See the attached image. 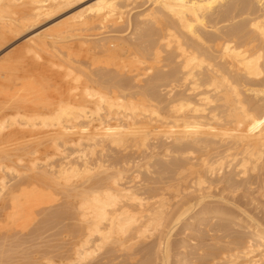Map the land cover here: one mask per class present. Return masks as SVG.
I'll use <instances>...</instances> for the list:
<instances>
[{
  "label": "bare ground",
  "instance_id": "bare-ground-1",
  "mask_svg": "<svg viewBox=\"0 0 264 264\" xmlns=\"http://www.w3.org/2000/svg\"><path fill=\"white\" fill-rule=\"evenodd\" d=\"M81 1L0 0V49ZM139 1L0 58V264H264V0H146L131 45Z\"/></svg>",
  "mask_w": 264,
  "mask_h": 264
},
{
  "label": "rangeland",
  "instance_id": "rangeland-1",
  "mask_svg": "<svg viewBox=\"0 0 264 264\" xmlns=\"http://www.w3.org/2000/svg\"><path fill=\"white\" fill-rule=\"evenodd\" d=\"M96 1H98V0H82L79 4L77 3L76 5H74V7L71 6V7H69L68 9L64 10L65 12L62 11V12L60 13L61 15L58 14V15H56V16L50 18V19H47V20H45V21H42V22L40 23V25L37 26L35 29H33V30L29 31V32H26V33H24V34H21V35H20L21 37H20L19 35H18V36H14V37H17V38H14V37H13L14 40L8 42V43H10L9 45L7 44L8 46L5 45L6 47L4 46L3 48L0 49V50H1V51H0V58L3 57V56L8 57V56L6 55L7 52H9V53H13L14 50L16 51V50H18L20 47H22V45L24 44L23 42H25L26 37H28L29 35L33 34V32L35 33V31H36V32H38V31H42V29L45 30V29H47L48 27H50V25L52 26L55 22L60 21V19L62 20V19H64V18L68 17L69 14H71V15H72V14H75V12H78V10H82V8H83V9H84V8L86 9V7H90V6H92ZM144 2H145V4H146L147 6L144 5ZM234 2H235V0L232 1V2L230 1V3H234ZM80 4H81V5H80ZM148 4H149V3H147L146 0H144V1H143V0L139 1V3L136 4V7H134V8L132 9V11L129 13V17H127L128 19L126 18V22H125L123 25H121L120 28H119V27L114 28L115 30H112L113 28H111V29L109 28V30H112L113 32H116V33H114V35L111 34L112 32H110L109 35H113V36H115V37L118 38V39L122 37L121 40H124V41H128V40H129V42L132 43L131 45H133V44H135V43H136V44H138V43H139V44H142V42L144 43L145 41H148V38H147V39H144V41H143V40H139V42L133 40V42H135V43H133L132 40H130V39H132V37L130 36V33H131V32L133 33L134 28L137 26V25H135V24H136V23H137V24H140V20L138 21V16H139V14H140V13L142 14V13H143L142 11H144V13H145L146 10H149V9L151 8V7H150V4H149V5H148ZM78 5H79V6H78ZM139 5H140V7H141V6H144V7H141V8H140ZM70 8H71V9H70ZM138 8H140V9H138ZM135 10H136V11H135ZM139 10H140V11H139ZM63 12H64V14H63ZM130 14H131V15H130ZM136 14H137V15H136ZM63 15H64V17L62 18ZM65 15H66V16H65ZM134 15H135V17H133ZM58 16H59V17H58ZM60 16H61V17H60ZM69 16H70V15H69ZM131 16H132V17H131ZM136 16H137V17H136ZM56 17H58L59 19L56 18ZM53 18H54V19L56 18V19H55L56 21H55ZM129 18H130V19H129ZM135 18H136L137 20H136ZM132 19H133V20H132ZM127 20H128V21H127ZM136 21H137V22H136ZM130 22H132L131 24L135 26L134 28H132V25L130 24ZM135 22H136V23H135ZM138 22H139V23H138ZM126 23H127V24H126ZM128 23H129V25H131V26H129ZM134 23H135V24H134ZM124 25H125V28H124ZM126 25H128V29H127V26H126ZM122 27H123V28H122ZM44 28H45V29H44ZM117 29H119V30H117ZM120 29H123V30L126 31V32L124 33V31H123V30L121 31ZM116 30H117V31H116ZM131 30H132V31H131ZM32 31H33V32H32ZM118 31H119L120 33H122V34H120ZM117 32H118L119 34H118ZM88 33H89V32H88ZM91 33H92V32H91ZM91 33H90V34H91ZM123 33H124V34H123ZM132 33H131V35H132ZM127 35L130 36L131 38L129 37L130 39H128V36H127ZM24 36H25V37H24ZM120 36H121V37H120ZM125 36H126V37H125ZM139 36H140V33H139V34L137 33V34H136V37H139ZM18 37H19V38H18ZM113 38H114V37H113ZM123 38H127V39H123ZM91 39H93V38H91ZM23 40H24V41H23ZM137 40H138V39H137ZM141 41H142V42H141ZM140 42H141V43H140ZM71 44H72V46H73V45L76 46V47L74 46V48H75L76 50L74 49L73 51H74L75 54H77V56L75 55V57H77V58L80 59L79 62L76 61L77 59H76V60H73L74 63H75V64L73 63V65L77 68V70H78V71H79V70H82V72H83V71H85L86 69H90V70H89L90 73H92L94 76L101 75V74H100L101 72L99 71V70H101V67H99V69H98V67H96L95 70H93V69L90 68V64H91L90 61L92 62V56H91V55H88L84 50L81 51V53H83V54H82L83 56L81 55V53H78V52H80V51L77 50V49H79V48L77 47V44H78L77 41H75V42H73V43H71ZM136 44H135V45H136ZM14 47H15V48H14ZM11 51H13V52H11ZM77 51H78V52H77ZM9 53H8V55H9ZM4 54H5V55H4ZM10 55H11V54H10ZM6 57H4L3 59H5ZM80 57L84 60V62H85L87 65L84 64V62L82 61V59H81ZM84 57H85V58H84ZM86 57H87L88 60L86 59ZM89 57H90V58H89ZM45 58H46V57H45ZM73 58H74V57H73ZM1 59H2V58H1ZM3 59H2V60H3ZM89 59H90V60H89ZM27 60L29 61V59H27ZM27 60H26V62H25L26 64L24 63V65H23V66H24V69H23V67H21L22 70H21L20 68L18 69V72H19V73L23 74V72H22L23 70H24V72H25L26 70H28V69H32L33 67H35L34 64H30V63H32L31 60L29 61L30 63H29ZM75 61H76V62H75ZM80 61H81V62H80ZM1 62H2V61H1ZM1 62H0V63H1ZM77 62H78V63H77ZM27 63H29L30 65L28 66ZM46 63H47V62H46ZM46 63H45V62H42V64H40V66L38 65L39 68H40L41 70H43V69L49 70V65H50V63H49V65H46ZM47 64H48V63H47ZM76 64H77V65H76ZM79 64H80V65H79ZM83 64H84V65H83ZM78 65H79V66L82 65L81 68H80ZM83 66H86V67L88 66V67L86 68V67H83ZM29 67H30V68H29ZM82 68H84V69L86 68V69L84 70V69H82ZM96 69H97L99 72H98ZM19 70H20L21 72H20ZM79 72L81 73V71H79ZM19 73H18V75H19ZM25 73H26V72H25ZM96 73H97V74H96ZM102 73H103V72H102ZM21 74H20L19 76H21ZM29 74H32V72H30ZM33 74H35V73H33ZM55 80H56L57 82L60 81V80H58L57 78H56ZM17 134H19V133H17ZM21 134H22V133H20L19 135H21ZM19 135H18V137H19ZM23 135H24V134H22L21 136H23ZM25 135H26V134H25ZM21 136H20V137H21ZM12 137H13V139H14V137L18 138L17 135H16V131H14V133L11 134L10 138H9V136H8V140H9V139L12 140ZM256 208H257L256 204H255V205H254V204H251V206H250V209H251V210L255 209V211H256L257 213H259V214H261V213L263 212L262 208H259V209H256ZM260 209H261L262 211H261ZM257 210H260V212H258ZM53 211H54V210H53ZM53 211H52V212H53ZM263 213H264V212H263ZM263 213H262L260 216L264 215ZM57 221H58V220H57ZM57 221H56V220H51L50 222H55V223H52V224H51V223L49 222V223H50L49 225H48V223H45L44 227H43L42 225L39 226V227H41L40 230H41L42 228H45V231H46L45 233H46V234L43 232L44 230L42 229V232H43V234H45V235H44L45 237L49 236V238H50V237H52V235L55 234L56 236L54 235V238H52V239L54 240L56 237H57V239H58L60 236H62L61 234H64L66 231H68V228L65 226V225L67 224V222H64V223H63V222H57ZM56 223H57V224H56ZM58 223H59L60 225H59ZM61 223H62V224H61ZM68 223H69V222H68ZM54 224H56V225H54ZM64 224H65V225H64ZM71 224H72V223H71ZM71 224L69 223V224H67V225L70 226ZM46 225H48L49 227L46 226ZM50 225H51V228H53V229L56 228V229H55V230L50 229ZM52 225H53V227H52ZM57 225H58L59 227H58ZM63 225L66 227V228L64 227V230L62 229V228H63ZM45 226H46V227H45ZM54 226H55V227H54ZM56 226H57V227H56ZM60 226H61V229H60ZM37 227H38V226H37ZM37 227H36V228H37ZM39 227H38V228H39ZM47 228H49L50 231H48L49 229H47ZM197 228H198V227L191 228L190 231L188 230V231L190 232L191 236H193V235L195 234L194 232L197 231L200 227H199L198 229H197ZM46 229H47V230H46ZM58 229H60V230H58ZM51 230H52V231H51ZM61 230H62V232H61V234H60V231H61ZM192 230H193V231H192ZM47 231H48L49 233H48ZM55 231H56L57 233L59 232V234H58L59 237L57 236V233H55ZM64 231H65V232H64ZM180 231L183 233V232H184V228H181ZM186 231H187V230H186ZM191 231H192V232H191ZM42 232H40V233L42 234ZM52 233H53V234H52ZM66 233H67V232H66ZM49 234H51V235H49ZM183 234H184V233H183ZM190 234H189L188 232H186V233H185V237H189ZM46 235H47V236H46ZM44 236H43V238H44ZM182 236H183V235H182ZM191 236H190V238H192ZM183 237H184V236H183ZM193 237H196V234H195ZM61 238H62V237H61ZM61 238H59V239H61ZM179 238H182V237L180 236ZM59 239H58V240L55 239L56 241H55V240H54V241H50L51 238H50V239L46 238V239H44V240H45V241H46V240H47V241L49 240V242H50L51 245H52L53 242H54V243L56 242V245H58V242H57V241H60ZM44 240H43V241H44ZM45 241H44V242H45ZM197 241H199V242H198L199 244H201V242H202V240H200V239H197ZM51 242H52V243H51ZM54 243H53V244H54ZM60 243L63 244L62 241H61ZM60 243H59V245H61ZM198 243L194 244L193 248H194L195 246L198 247V246H199ZM44 245H48V243H47V244H43V246H44ZM54 245H55V244H54ZM54 245H52V246H54ZM197 245H198V246H197ZM43 246L41 247V250H42V251L46 250V248H48L50 251H52V249L49 248V247H51L50 245H48L46 248H44ZM42 248H43L44 250H43ZM193 248H192V249H193ZM48 249H47V251H49ZM32 250H33V251H32ZM32 250H31V252H34V251H35V249H32ZM189 250H191V249H189ZM58 252H59V251H58ZM178 252H179V250H178ZM180 252H182L181 249H180ZM29 253H30V251H29ZM55 254H56V253H55ZM63 255H64V254H63ZM99 256H100V257H99ZM99 256H98L99 258L97 257L98 259L96 258V259L94 260L95 262L99 261V263L97 262L96 264H100V262H101V264H105V263L108 264V261L104 260V258H106V257H105V256H106L105 253H104V256H102V255H99ZM189 256H190V255H188V257H189ZM102 257H104V258H102ZM107 257H108V256H107ZM100 258H101V259H100ZM100 260H101V261H100ZM94 261H92V262H88V263H89V264H92V263L95 264ZM102 261H103V262H102ZM104 261H105V262H104ZM120 261H121V260H119V261H117V262H120ZM111 264H112V263H111Z\"/></svg>",
  "mask_w": 264,
  "mask_h": 264
}]
</instances>
